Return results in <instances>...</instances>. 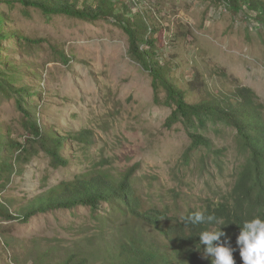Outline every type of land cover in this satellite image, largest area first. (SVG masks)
<instances>
[{"label": "rangeland", "instance_id": "obj_1", "mask_svg": "<svg viewBox=\"0 0 264 264\" xmlns=\"http://www.w3.org/2000/svg\"><path fill=\"white\" fill-rule=\"evenodd\" d=\"M139 3L151 12L158 53L183 88L196 83L211 93L249 88L264 106V28L253 16L237 14L217 0ZM0 13L5 30L24 37L3 43L0 77L33 93L24 95L22 104L40 125L65 138V132H83L82 140L89 142L82 148V141L69 140L62 155L70 163L60 168L34 150L6 187L0 180V203L19 210L96 167L113 176L135 168L141 195L152 207L178 217L230 194L246 160L236 131L214 121L200 127L195 119L197 133L209 138L214 150H190L191 128L184 122L168 124L172 108L165 93L158 103L150 75L129 55L122 28L107 20L47 16L21 4L0 3ZM16 99L0 88V131L25 144L28 134ZM109 209L104 204L101 215ZM98 225L88 207L40 214L28 223L0 218V242L11 240L10 252L23 255L18 244L71 245L98 234Z\"/></svg>", "mask_w": 264, "mask_h": 264}, {"label": "trees", "instance_id": "obj_2", "mask_svg": "<svg viewBox=\"0 0 264 264\" xmlns=\"http://www.w3.org/2000/svg\"><path fill=\"white\" fill-rule=\"evenodd\" d=\"M228 3L237 14L248 13L264 28V0H217ZM8 6L21 4L35 8L47 16L67 15L84 21L107 20L122 28L129 38V55L150 75L155 100L165 93V103L172 108L169 125L184 122L192 140L190 150L204 147L213 151L212 141L197 133L195 119L200 127L209 121L222 122L232 127L245 156L236 183L230 194L203 209L205 216L212 215L221 223L191 224L187 217L198 211L190 209L182 217L169 214L167 209L152 207L141 195L135 178V168L119 176L102 168H91L62 182L16 211L0 203V218L4 221L28 223L33 217L59 210L72 211L88 207L97 214L98 234L71 245L18 244L23 255L11 253L12 241L0 242V264H212L205 258L204 245L199 234L204 230H222L231 238L235 264H243L236 238L243 222L255 216L264 219V106L258 103L249 88L235 91L208 92L203 83L188 88L171 77V68L158 53L156 25L151 12L142 10L139 0H0ZM133 6H136L137 11ZM5 16L0 13V65L3 64V43L8 38L23 40V36L5 30ZM1 75V70H0ZM3 75V74H2ZM0 88L17 99L19 111L24 115L23 127L28 134L25 144L0 131V180L6 187L13 174L33 157V151H43L54 168L70 163L62 155L69 140L89 142L65 132L68 137L40 125L37 117L22 104L24 95L31 96L28 88H15L0 77ZM200 93L202 96H198ZM28 144V145H27ZM29 146V147H28ZM109 211L101 215L103 205ZM148 230L154 232L149 234ZM224 237H221L223 240Z\"/></svg>", "mask_w": 264, "mask_h": 264}, {"label": "clouds", "instance_id": "obj_3", "mask_svg": "<svg viewBox=\"0 0 264 264\" xmlns=\"http://www.w3.org/2000/svg\"><path fill=\"white\" fill-rule=\"evenodd\" d=\"M221 222L212 215L205 216L203 211H195L187 217L191 224ZM200 245H204L205 258H211L212 264H235L233 253L236 251L231 246V238L219 228L217 230H204L199 234ZM221 237H224L221 240ZM240 257L243 264H264V219L255 216L245 220L241 231L236 238Z\"/></svg>", "mask_w": 264, "mask_h": 264}]
</instances>
